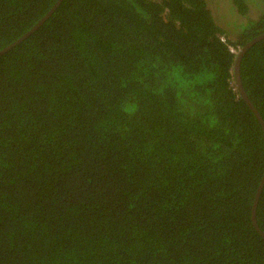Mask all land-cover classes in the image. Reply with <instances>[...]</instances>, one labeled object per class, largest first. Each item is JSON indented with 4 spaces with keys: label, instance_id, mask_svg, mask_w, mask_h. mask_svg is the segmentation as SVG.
I'll list each match as a JSON object with an SVG mask.
<instances>
[{
    "label": "trees",
    "instance_id": "1",
    "mask_svg": "<svg viewBox=\"0 0 264 264\" xmlns=\"http://www.w3.org/2000/svg\"><path fill=\"white\" fill-rule=\"evenodd\" d=\"M263 34L264 0H0V264H264Z\"/></svg>",
    "mask_w": 264,
    "mask_h": 264
},
{
    "label": "water",
    "instance_id": "2",
    "mask_svg": "<svg viewBox=\"0 0 264 264\" xmlns=\"http://www.w3.org/2000/svg\"><path fill=\"white\" fill-rule=\"evenodd\" d=\"M24 36H25V35H24ZM24 36H23V37H24ZM262 36H264V34L261 35V36H259V37H257L256 39H258V38H260V37H262ZM23 37H22V38H23ZM22 38H20V39H22ZM18 41H20V40H18ZM18 41L14 42L12 45L8 46L7 48H4L3 50H1V51H0V54H1L3 51L9 49V48H10L11 46H13L14 44H16ZM251 43H253V41H251L249 44H247L245 47H243V48L238 52V57H237L236 64H235L236 84H237V86H238V88H239V91H240V93L242 94V96L246 99V101L248 102V104L250 105V107L253 109V111L255 112V114L257 115V117L259 118V120H260V122H261V124H262V126H263V129H264V122L262 121V119H261L259 113L257 112L256 108L252 105V103L250 102V100H249L248 97L246 96L245 91H244V89H243V87H242V84H241V80H240V78H239V61H240L241 55L243 54V52L245 51V49H246ZM263 183H264V177H263V179H262V181H261V184H260V186H259V190H258V193H257V195H256L255 202H254V206H253V215H252V219H253L254 225H255V227H256L257 229H259V228H258V225H257V223H256V219H255V208H256L257 198H258V195H259V192H260V190H261V188H262ZM259 232L264 236V233H263L260 229H259Z\"/></svg>",
    "mask_w": 264,
    "mask_h": 264
},
{
    "label": "rangeland",
    "instance_id": "3",
    "mask_svg": "<svg viewBox=\"0 0 264 264\" xmlns=\"http://www.w3.org/2000/svg\"><path fill=\"white\" fill-rule=\"evenodd\" d=\"M214 12H215V15L218 14L219 17H221L223 14H225V10H224L223 5H220V6L218 7V9H215V10H214ZM229 16H230V15H229ZM232 16H233V18H234L235 14L232 15ZM221 18H223V17H221ZM222 20H223V19H222ZM233 37H234V36H233Z\"/></svg>",
    "mask_w": 264,
    "mask_h": 264
},
{
    "label": "built area",
    "instance_id": "4",
    "mask_svg": "<svg viewBox=\"0 0 264 264\" xmlns=\"http://www.w3.org/2000/svg\"><path fill=\"white\" fill-rule=\"evenodd\" d=\"M221 38H222V37H221ZM222 39L225 40L224 37H223ZM230 50H231L232 52H234V53H237V49L234 48L233 46H230Z\"/></svg>",
    "mask_w": 264,
    "mask_h": 264
}]
</instances>
